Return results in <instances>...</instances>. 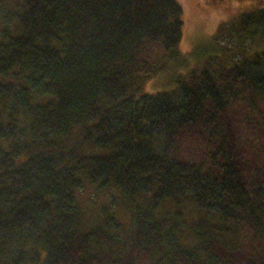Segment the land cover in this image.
Listing matches in <instances>:
<instances>
[{"label":"trees","instance_id":"obj_1","mask_svg":"<svg viewBox=\"0 0 264 264\" xmlns=\"http://www.w3.org/2000/svg\"><path fill=\"white\" fill-rule=\"evenodd\" d=\"M19 1L0 31V264H264V169L227 110L264 99V51L146 94L183 38L177 0ZM250 3L241 27L264 41V0ZM86 187L107 204L85 212ZM166 199L196 208L191 249L153 220Z\"/></svg>","mask_w":264,"mask_h":264},{"label":"rangeland","instance_id":"obj_2","mask_svg":"<svg viewBox=\"0 0 264 264\" xmlns=\"http://www.w3.org/2000/svg\"><path fill=\"white\" fill-rule=\"evenodd\" d=\"M183 9V38L177 48V56L168 62L170 54L155 66L154 72L142 80L140 87L146 94H154L164 91H173L177 88L176 78L179 75L186 79L192 71H210L217 73L226 71L232 61L239 63L243 55L245 57L260 54L264 51V41L259 36H245V28L241 27L244 12L251 9L250 0H177ZM21 1L0 0V31L4 24L13 21L19 10ZM241 28V29H240ZM254 31H258L254 29ZM254 99V100H253ZM251 105L249 106V102ZM229 119L235 124L237 146L244 154L243 162L250 166L259 164L264 169V99L260 96L248 95L244 100L231 104L227 109ZM231 121V120H230ZM196 132L191 129L186 132L182 140L185 147L193 149L192 139ZM72 143V142H71ZM182 148V147H181ZM185 160L199 162L197 155L190 151H182ZM242 162V161H241ZM105 196H96L89 187L78 194L80 207L87 213L106 205ZM190 202L182 201L180 207L175 199H166L160 202L152 217L157 223L163 221L166 229H172V223L179 238H182L186 248L193 247L194 224L198 212ZM110 207V206H109ZM114 210L113 206L109 209ZM118 218L126 224L130 220L124 211L118 209ZM174 223V224H175ZM244 247L249 251L243 252V256L256 259V254L262 252L258 246L261 243L252 232H245ZM185 241L183 242V240ZM254 249H256L255 252ZM31 254V253H30ZM240 259L241 260H245ZM249 260V259H248ZM148 262V260H147ZM144 264H147L146 262Z\"/></svg>","mask_w":264,"mask_h":264}]
</instances>
